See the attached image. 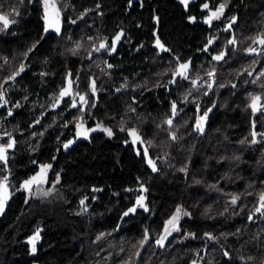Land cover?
Instances as JSON below:
<instances>
[{
    "label": "trees",
    "instance_id": "1",
    "mask_svg": "<svg viewBox=\"0 0 264 264\" xmlns=\"http://www.w3.org/2000/svg\"><path fill=\"white\" fill-rule=\"evenodd\" d=\"M222 1L55 0L57 33L44 31L41 0H0V14L13 21L0 23V143L15 140L0 162V181L7 176L15 193L0 217V264H264V216L255 213L264 193V110L250 108L253 96L264 103V46L253 43L264 36V0H230L216 25L205 24L202 5L215 10ZM181 63L190 64L187 79L173 76ZM69 79L72 95L53 107ZM77 124L102 129L78 138ZM43 165H51L38 186L46 192L19 191ZM177 207L179 230L159 247Z\"/></svg>",
    "mask_w": 264,
    "mask_h": 264
},
{
    "label": "snow or ice",
    "instance_id": "2",
    "mask_svg": "<svg viewBox=\"0 0 264 264\" xmlns=\"http://www.w3.org/2000/svg\"><path fill=\"white\" fill-rule=\"evenodd\" d=\"M29 2H31V0H29ZM131 3V0H130ZM180 3L183 4L185 7L188 6L189 4V0H180ZM43 6H44V15H43V20L45 22V28L44 31L48 32V30L50 28H55L56 32L59 33L60 31V27H59V11L56 8V5L54 3H50V0H43ZM224 5L221 4L220 6H218L214 11L210 10L209 8V4L205 3L202 5V8L204 10H209V15L205 18L204 23L211 25L212 22L214 20H217L220 18V16L223 14L224 12ZM195 18H190V20H194ZM235 17L232 18V22H235ZM0 23L3 24V27L6 29L8 28L10 23H13V21H11L8 16L6 14H0ZM73 23H75V21H73ZM231 25H229L230 27ZM122 33H119L116 35V37L113 39L112 41V47L113 50L115 48V44L116 41L120 40ZM213 43V40L210 38L208 40V43L205 45V51H207L208 49V45H211ZM229 44H234L235 40H229L228 41ZM254 44L257 45H261L264 46V36H259L257 37L254 41ZM156 46L164 51H167V49H164L163 45L160 43L159 39L156 40ZM35 47V45H33V48ZM106 45L104 43H101L99 45V48L96 49V51H99L100 49L105 48ZM29 52L32 51V48H30L28 50ZM249 54H260L257 50V48L255 47H249L246 50ZM260 52H264V48L260 49ZM225 53L221 52L220 54L213 56L212 59L215 61H220L224 58ZM25 56H27V53H25ZM109 67H111V65H109ZM189 67L190 64L189 63H181L179 64V67L175 70V72L173 73L174 77H181L184 79L188 78V71H189ZM25 70V65L21 64L19 67V70L14 72L12 75L8 76L7 80H14L16 78V76H19L20 73H22ZM215 73L214 72H209L208 76L209 77H214ZM249 76L252 75L251 72L248 73ZM261 76H264V72L260 73ZM7 82V81H5ZM175 80L170 81V83H174ZM255 81H253L254 83ZM192 84L195 86L196 85V81L193 80ZM91 90L93 91V93L95 92V82L93 81L91 84ZM209 88L212 87L211 84L208 85ZM235 87V85H234ZM0 89H2V85H0ZM119 91V89H118ZM72 95V81L71 79L68 80V84L67 87H64L61 89V91L59 92V97L56 99L55 103L53 104V107H56L60 102L61 99H63L64 97H68ZM185 99H187V97H185ZM261 97L260 96H253L252 97V102L250 104V108L252 110V112L255 114L259 109L264 108V105H261ZM79 101L82 104H87L88 100L86 98V96L84 95H79ZM0 102H2L3 104H7V100L4 97V92L2 90H0ZM20 105H16V107H19ZM72 107H76L77 103L75 100H73L72 102ZM172 113L173 115L176 114L177 111V106L175 103L172 104ZM209 111H211V109H209ZM9 115H12L11 111L9 112ZM205 117H207V113L204 114L203 117H200L197 120L196 123V130L198 131H203V121L205 119ZM38 123V121H37ZM165 123H167L169 126H171L173 124V120L172 119H168ZM100 125H97V128H99ZM255 127V126H253ZM77 128H78V132L77 135L78 136H84L87 137V131L83 130V125L82 124H77ZM123 130V129H122ZM92 131H95V129H92ZM103 131H105L107 133L108 136H112V130L108 129V128H104ZM10 135V134H8ZM128 135L132 138V143L136 144L137 142H139L141 140L139 134L137 133V131L135 129H129L128 130ZM252 135V140L251 142L253 144L257 143V135L258 133L256 131H253L251 133ZM259 135L264 136V133H260ZM171 138L173 140H175V135L173 134L171 136ZM73 141H69L68 143L64 144V148H68L69 145L72 143ZM15 145V140L13 139H9L7 144H0V162L3 163H7V153L9 149H12ZM144 155L147 157L148 153H147V149H145L144 151ZM147 163L152 167L153 171H156V165L155 163L151 160L148 159ZM51 167V165H43L40 168V172L36 175L31 177L30 179L24 181L21 184V189L25 190V191H31V187L34 184H37L39 182H41L45 176V174L47 173L48 169ZM7 176H5L3 178L2 181H0V213H2L4 211L5 208V204L7 202V200L9 199V191H8V185L6 183L7 181ZM239 199L238 196H232L231 199V204L235 205L237 203V200ZM27 202V201H26ZM80 203L83 205L84 201L81 200ZM137 206L139 207H144V197L140 196L138 197L137 201H136ZM136 208H130L128 210V212H126L124 215H128L129 212H135ZM145 211H147V208H145ZM182 209L177 207L176 209V213L168 220L165 222L164 225V233L159 237V239L156 240V244L159 247H163L164 246V242L167 239V237L171 234L172 231H178L179 229L177 228V222L180 218ZM255 213H260L262 216H264V193H261L259 196V202H258V207H256L255 209ZM186 214V213H185ZM254 215V214H253ZM253 215H249L248 219L251 221L253 219ZM205 236L209 239H215V237H213L210 233H205ZM39 239V230H37L36 234H34V236L30 237L28 240V243L32 245V252L34 253L36 251V241ZM148 239V234L147 232H145V237L144 240L141 241V245L144 244V242ZM225 257L229 256V253L227 251H225L224 253ZM137 255H139V253H137ZM195 264V262H194Z\"/></svg>",
    "mask_w": 264,
    "mask_h": 264
},
{
    "label": "rangeland",
    "instance_id": "3",
    "mask_svg": "<svg viewBox=\"0 0 264 264\" xmlns=\"http://www.w3.org/2000/svg\"><path fill=\"white\" fill-rule=\"evenodd\" d=\"M41 1L43 2V0H41ZM178 1L180 2V0H178ZM194 1H195V0H189V4L192 3V2H194ZM229 1H230V0H223L221 4H223V5L226 7L227 4L229 3ZM50 3H54V4L56 5V8H57V4H56L55 0H50ZM189 4H188V5H189ZM182 5H183V4H182ZM183 6H184V5H183ZM184 7H185V6H184ZM225 7H224V8H225ZM57 10H58V8H57ZM58 11H59V10H58ZM59 23H60V14H59ZM49 31H56V30H55V28H50ZM101 129H102L101 127H99V128L96 127V128H95V131H97V130H101ZM83 130L87 131V136H88L89 134L95 132V131H92V130H88V129L84 128V127H83ZM78 137H84V136H78ZM0 144H1V143H0ZM40 183L43 184V180H42L41 182L37 183V184L32 185L31 189H32L35 185H36V186H35L31 191H34V193H38V194H41V193L46 192V191H44V190H41L40 188L38 189V186H39ZM35 191H36V192H35ZM183 216H184V214L182 213V214L180 215V218H179L178 222L182 219ZM178 222H177V224H178ZM177 228H178V227H177ZM172 232H173V231H172Z\"/></svg>",
    "mask_w": 264,
    "mask_h": 264
},
{
    "label": "flooded vegetation",
    "instance_id": "4",
    "mask_svg": "<svg viewBox=\"0 0 264 264\" xmlns=\"http://www.w3.org/2000/svg\"><path fill=\"white\" fill-rule=\"evenodd\" d=\"M195 1H196V0H195ZM179 3H180V2H179ZM220 5H221V4H220ZM220 5H219V6H220ZM227 5H228V4H227ZM225 8H226V7H225ZM225 8H224V9H225ZM212 11H214V10H212ZM207 15H209V10H208V12H207ZM221 16H222V15H221ZM221 16H220V17H221ZM218 20H219V19L214 20V21L212 22V24L216 25V23H217ZM214 25H213V26H214ZM48 32H49V30H48ZM154 45L156 46V40H155V42H154ZM156 47H157V46H156ZM157 48H158V47H157ZM158 49L161 50L160 48H158ZM236 83H237V82H235V84H234L235 87H234V85L232 86L233 89L236 88ZM196 84H197V82H196ZM258 96H263V95H258ZM260 103H261V105H264L262 99H261V102H260ZM261 110H264V108H261V109H259L258 111H261ZM258 111H257V112H258ZM257 112H256V113H257ZM77 136H78V135H77ZM78 138H81V137H78ZM8 176H9V175H8ZM7 178H8V177H7ZM6 183H7V185H8V189H9V191H10V195H11L10 201H11V199L13 198V196L15 195V193L11 192V190H10V188H9V180H8V179H7ZM22 183H23V182H22ZM22 183H21V184H22ZM21 184H20V188H21ZM35 186H36V185H35ZM35 186H34V187H35ZM34 187H33V188H34ZM33 188H32V189H33ZM32 189H31V190H32ZM21 190H22V189H19V191H21ZM25 192H28V193H31V192H32V193H33V191H25ZM9 203H10V202H9ZM9 203H8V205H9ZM8 205L6 206V209H7ZM6 209H5V211H6ZM5 211H4V213H5ZM4 213H3V214H4ZM35 246H36V244H35ZM30 249H32V247H31Z\"/></svg>",
    "mask_w": 264,
    "mask_h": 264
},
{
    "label": "water",
    "instance_id": "5",
    "mask_svg": "<svg viewBox=\"0 0 264 264\" xmlns=\"http://www.w3.org/2000/svg\"><path fill=\"white\" fill-rule=\"evenodd\" d=\"M91 84H92V83H91ZM90 91L93 92V91L91 90V87H90ZM8 191H9V189H8ZM10 198H11V195H10V191H9V199L7 200V202H6V204H5L4 211H5V209H6V206H7L8 203L10 202ZM4 211H3L2 213H0V217L3 215Z\"/></svg>",
    "mask_w": 264,
    "mask_h": 264
},
{
    "label": "bare ground",
    "instance_id": "6",
    "mask_svg": "<svg viewBox=\"0 0 264 264\" xmlns=\"http://www.w3.org/2000/svg\"><path fill=\"white\" fill-rule=\"evenodd\" d=\"M204 21V20H203Z\"/></svg>",
    "mask_w": 264,
    "mask_h": 264
}]
</instances>
